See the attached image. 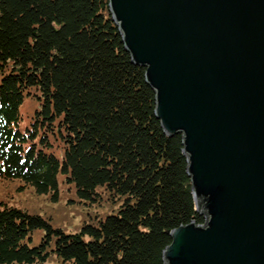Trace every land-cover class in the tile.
I'll return each instance as SVG.
<instances>
[{
    "label": "trees",
    "instance_id": "1",
    "mask_svg": "<svg viewBox=\"0 0 264 264\" xmlns=\"http://www.w3.org/2000/svg\"><path fill=\"white\" fill-rule=\"evenodd\" d=\"M144 71L108 0H0V180L56 199L61 171L80 199L121 201L74 233L0 203V264L43 263L51 252L60 264H165L170 232L204 223L181 137L163 132ZM26 95L39 108L24 133L16 126ZM51 133L62 162L43 148ZM36 229L43 234L30 245Z\"/></svg>",
    "mask_w": 264,
    "mask_h": 264
},
{
    "label": "water",
    "instance_id": "2",
    "mask_svg": "<svg viewBox=\"0 0 264 264\" xmlns=\"http://www.w3.org/2000/svg\"><path fill=\"white\" fill-rule=\"evenodd\" d=\"M196 210L165 264H264V0H108Z\"/></svg>",
    "mask_w": 264,
    "mask_h": 264
},
{
    "label": "rangeland",
    "instance_id": "3",
    "mask_svg": "<svg viewBox=\"0 0 264 264\" xmlns=\"http://www.w3.org/2000/svg\"><path fill=\"white\" fill-rule=\"evenodd\" d=\"M39 108L35 97L26 95L19 106L20 119L16 126L20 131L26 132L34 121L35 110ZM51 144L43 146L47 152H53L62 162L64 148L57 136L50 134ZM34 142L42 147L40 138H34ZM58 198L53 199L47 194H39L31 185H25L19 179L0 180V203L25 210L29 214L40 215L54 228H60L66 233H74L79 230L84 222H94L97 218L116 212L121 201L103 195L98 201L82 200L75 191L74 184L65 182L64 174L60 171L57 175ZM100 189V188H99ZM2 207V204H0ZM43 234L42 229H36L32 233L30 245L39 243ZM34 264H60L55 253L51 252L43 263Z\"/></svg>",
    "mask_w": 264,
    "mask_h": 264
}]
</instances>
